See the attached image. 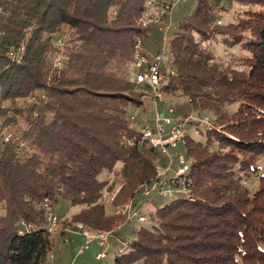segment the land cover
Masks as SVG:
<instances>
[{
    "label": "trees",
    "instance_id": "16d2710c",
    "mask_svg": "<svg viewBox=\"0 0 264 264\" xmlns=\"http://www.w3.org/2000/svg\"><path fill=\"white\" fill-rule=\"evenodd\" d=\"M189 1L176 24L164 16L159 88L188 99L198 118L179 120L203 139L178 142L187 192L158 204L144 191L174 172H158L163 152L131 113L151 100L136 55L162 49L143 47L160 31L143 24L145 0H0V264H51L62 199L80 207L64 226L114 233L124 220L102 198L117 186L111 206L129 199L148 225L119 237L113 264H264V0ZM216 42L242 53L218 60Z\"/></svg>",
    "mask_w": 264,
    "mask_h": 264
},
{
    "label": "rangeland",
    "instance_id": "374dc122",
    "mask_svg": "<svg viewBox=\"0 0 264 264\" xmlns=\"http://www.w3.org/2000/svg\"><path fill=\"white\" fill-rule=\"evenodd\" d=\"M175 1V0H174ZM192 3L189 0H178L176 4H174V7L171 11V19L173 24H176L183 15L189 13L191 11ZM163 5L159 1L156 7L154 8V12L158 14L160 10L162 9ZM244 9L243 6H241L238 3H234L232 8L227 12H221V16H217V23H220L221 21L227 22L234 18V11H239ZM148 33L150 34L151 38L144 41L143 47H152V51H156V48H162L163 46V34L162 32L158 31L157 26H153L151 31L149 30ZM214 52L217 55L218 60L226 61L229 58V54L232 53H242L241 50L238 47L228 49L224 47L220 43H214L213 45ZM150 91L148 92V96L150 95ZM151 98V97H149ZM143 104V107L148 106L147 109L144 111L140 109H133L131 111L134 120L132 121L133 125H142L144 123L152 124V118L154 114L153 105H152V99L146 100ZM163 102V103H162ZM151 104V105H150ZM168 106H172L174 109V112L170 113L166 111L167 114H171L173 118L175 119H181L184 117L185 114H191L192 118L197 119L198 116H196L195 111L192 107V105L189 103L188 99L184 96H164L162 95V100L159 102V107L168 108ZM167 110V109H166ZM206 114H201L200 117L206 118ZM132 117V118H133ZM205 120L203 122H200L199 128H203V125H205ZM184 129L185 132H187L189 135L193 136L196 139H203L200 134V130L196 125L186 124L184 123ZM187 134V135H188ZM167 153H159V157L157 160L158 164V172L162 173L166 171L169 168V165L171 163L172 170L169 171V173H173L175 169L179 166L177 162V155L178 153L184 154V149L181 144H177L176 146H167L166 147ZM170 161V162H169ZM168 173V174H169ZM169 174V175H170ZM168 175V176H169ZM247 185L254 189L257 185L256 179H248ZM154 185V183H153ZM119 189V186L115 188V190L112 193H104V196L102 198V201L104 205L106 206V212L107 213H116L122 217V220H124L123 224L118 227L115 232L108 231V240L104 247L98 246V242L94 240L89 244V247L87 249H84L81 253H78V247L81 245L79 243L80 241L74 240V237L69 236L70 232L69 230H73L77 227V224L79 223H71L69 225H63L62 222H59L60 219L66 218L71 219L72 214L79 211L80 207L72 206L67 200L62 199L59 200L55 206H54V213L58 217V220L56 219L57 223L53 226L51 230V234L53 237L57 238V241L55 243V246L52 251L51 256V264H113V255H114V242L115 239H119V237L122 236H128L132 233V231L140 224H146L145 221H140L138 219V215L136 213L135 216L133 214H128V211L126 210V205L130 203L131 201L129 199H126L122 202H119L116 207L111 206V201L113 197L117 194ZM146 195V194H144ZM148 198L150 200L155 201L156 203L160 204L163 200L158 197V194L155 190H153L150 194H148ZM132 209V207H131ZM144 211L153 210V206L151 203H146L144 206ZM133 211V210H132ZM132 213V212H131ZM81 224V223H80ZM82 225V224H81ZM64 229V235L59 236V232L61 229ZM74 231V230H73ZM107 231V230H103ZM96 233V232H91ZM73 236V235H72ZM121 240V239H120ZM104 251V256H102L100 259L95 258L96 253Z\"/></svg>",
    "mask_w": 264,
    "mask_h": 264
},
{
    "label": "built area",
    "instance_id": "2783aa9c",
    "mask_svg": "<svg viewBox=\"0 0 264 264\" xmlns=\"http://www.w3.org/2000/svg\"><path fill=\"white\" fill-rule=\"evenodd\" d=\"M178 0L173 1L172 3L162 4L163 7L158 14L154 12V8L158 4L159 0H145L146 8L143 12V24L150 25L155 24L158 25L160 31L163 34V46L161 52L156 53L153 56V60L148 63L146 57L140 53L136 55V66L141 67L142 70L138 71L136 74V80L138 83H146L150 89V97L152 99L153 104V118L152 124L144 123L140 126L139 130L142 136V139L146 144L158 147L163 153H167V146H176L178 142L184 143L185 136L188 134L184 130V123L175 119L168 114L165 113L163 109L159 107V102L162 99L163 93L160 90V79L161 74L159 72V64L164 59V50L165 46V38L166 33L170 27V20H165L164 16L169 14L172 7ZM139 46V40L137 47ZM143 65H146L144 67ZM172 108H170V111ZM178 167L175 169L172 176L168 178H158L154 181V185L150 188H146L144 194L148 195L153 190L157 192L160 196H173L178 192H187L182 181L177 180L178 175H183L188 170L187 160L182 153H178L177 155ZM126 210L128 214L136 215V211H132L130 203L126 205ZM132 212V213H131ZM138 219L140 221H145V217L139 215ZM56 216H51V226L50 229L56 223ZM74 230V231H73ZM73 230H69L70 233H80L84 240L78 247V253H81L84 249L89 247V244L96 240L99 246L104 247L108 240V231H101L97 233H91L86 228H84L80 223L77 224V227ZM97 259H100L104 256V251L98 252L95 255Z\"/></svg>",
    "mask_w": 264,
    "mask_h": 264
},
{
    "label": "crops",
    "instance_id": "0c3cea01",
    "mask_svg": "<svg viewBox=\"0 0 264 264\" xmlns=\"http://www.w3.org/2000/svg\"><path fill=\"white\" fill-rule=\"evenodd\" d=\"M158 31H159V30H158ZM159 32H160V31H159ZM152 54H153V53H150V55H152ZM143 124H144V122H143ZM169 162H170V161H169ZM169 168L171 169V163H170V165H169ZM169 168H168V169H169ZM168 169H167V170H168ZM169 171H170V170H169ZM167 174H168V173H167ZM164 175H165V174H164ZM72 235H73V236H72ZM69 236H70V238H71V237H74V238H73L74 240H77V239H78V240L80 241L79 243H82L83 240H84L83 236H82L80 233H70ZM93 241H94V240H93ZM93 241H92V242H93ZM118 243H119V240H118V239H115L114 247H115V246H118ZM97 245H98V244H97ZM98 246H99V245H98Z\"/></svg>",
    "mask_w": 264,
    "mask_h": 264
}]
</instances>
